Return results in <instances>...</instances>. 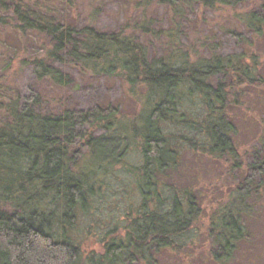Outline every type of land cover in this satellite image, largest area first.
Returning a JSON list of instances; mask_svg holds the SVG:
<instances>
[{"label":"trees","instance_id":"obj_1","mask_svg":"<svg viewBox=\"0 0 264 264\" xmlns=\"http://www.w3.org/2000/svg\"><path fill=\"white\" fill-rule=\"evenodd\" d=\"M152 1L176 17L193 6L236 12L242 31L230 35L241 49L189 64L171 37L167 54L149 59L126 25L114 32L77 30L28 0H0V34L42 38V56L21 62L37 85H27L20 97L3 80L9 67L0 74V264H158L161 253L184 256L200 230L205 197L203 189L180 179L186 152L220 163L231 182L209 206L201 263L231 264L248 243L246 222L264 199V120L245 147L240 118L230 113L242 99L248 108L261 105L264 116V55L255 50L264 42V0ZM68 65L91 78H118L134 94L144 91L143 112L125 120L100 106L64 109L62 99L46 104L41 84L64 90L68 77L57 66ZM192 98L200 113L183 107V99ZM104 140L115 145L100 160L96 148ZM76 144L86 149L83 155ZM130 146L138 150L139 165L124 163ZM115 166L122 168L120 176L131 177L138 204L104 234L100 252L86 255L68 234L77 210L98 195L102 177Z\"/></svg>","mask_w":264,"mask_h":264},{"label":"rangeland","instance_id":"obj_2","mask_svg":"<svg viewBox=\"0 0 264 264\" xmlns=\"http://www.w3.org/2000/svg\"><path fill=\"white\" fill-rule=\"evenodd\" d=\"M28 1L46 16L62 24L73 26L77 30L88 26L98 32H114L126 25L124 29L146 49L149 59L167 54L170 50L166 49L167 40L171 37L175 40V50L180 54L186 53L189 64L208 59L212 53L224 57L241 49L230 34L234 31L240 33L242 27L235 21L236 12L228 9L213 13L193 6L183 10L176 17L169 8L160 6L152 0ZM41 46L42 38L38 36L26 35L19 39L5 30L0 34V74L9 67L3 80L7 82L6 87L18 92L20 97L26 93L27 85H37L30 66H24L21 62L41 57ZM255 50L264 55V42ZM57 67L68 77L69 84L64 90H57L47 81L42 83L41 91L47 100L46 104L53 106L62 99L61 104H64V109L86 110L100 106L104 113L113 110L116 111L118 119L125 120H132L143 112L146 102L144 91L137 90L134 94L126 83L118 78H91L71 65L64 68ZM253 98L254 95L248 97L251 102ZM238 102L235 104L236 107L232 108L230 116L240 118H237V123L244 130L240 144L249 147L250 140L261 132L260 121L264 120L263 109L261 105L255 106L253 103H251L253 106L248 108V105L242 104V99ZM199 103L194 98L183 99V107L192 109L194 113L198 111L200 113L202 110ZM170 130L177 132L173 127ZM114 145V141H101L96 148L97 158L110 154ZM74 147L79 149V155L86 152V149L79 144ZM194 155L189 152L183 154L187 168L183 170L180 179H183L184 184L189 183L199 190L203 189L205 196L201 202L203 213L197 222L200 230L197 229L194 242L189 241V243L193 242V245L191 249L183 251L184 256L174 257L161 253L157 258L158 264H202L201 259L205 257L203 252L208 249V244L206 241L203 242L205 238L202 235L209 206L222 196V192H226L231 184L230 178L228 182L224 177L226 167L207 157ZM198 157L203 159L199 163L195 160ZM123 160L128 165H139L138 150L134 146L128 147L123 154ZM92 161L100 162L97 159ZM121 170L120 166H115L113 171L102 177L103 184L98 190V195L92 197L83 209L76 212L75 226L68 236L81 245V251L86 255L100 252L104 234L113 229L117 223H121L128 211L134 212L136 209L138 195L135 185L131 177L119 175ZM261 203L262 206L254 219L246 222L250 234L248 243L241 247L240 255L231 264H264V199Z\"/></svg>","mask_w":264,"mask_h":264}]
</instances>
